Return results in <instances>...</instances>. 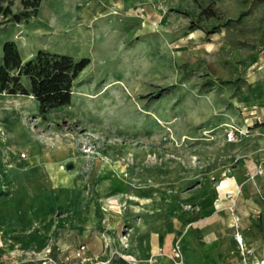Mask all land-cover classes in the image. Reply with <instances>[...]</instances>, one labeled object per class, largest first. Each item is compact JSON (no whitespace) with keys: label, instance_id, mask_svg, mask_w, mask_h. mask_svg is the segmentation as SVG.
I'll return each mask as SVG.
<instances>
[{"label":"rangeland","instance_id":"rangeland-1","mask_svg":"<svg viewBox=\"0 0 264 264\" xmlns=\"http://www.w3.org/2000/svg\"><path fill=\"white\" fill-rule=\"evenodd\" d=\"M34 9L0 0V66L90 63L68 104L0 90V264H264V0Z\"/></svg>","mask_w":264,"mask_h":264},{"label":"trees","instance_id":"trees-1","mask_svg":"<svg viewBox=\"0 0 264 264\" xmlns=\"http://www.w3.org/2000/svg\"><path fill=\"white\" fill-rule=\"evenodd\" d=\"M22 1L26 7L35 6L33 13H36L41 0ZM10 10L8 6L6 12ZM3 50L0 90L33 94L44 109L70 103L74 82L90 63L89 57L76 58L70 54L45 49H39L35 56L24 62L14 40H7ZM23 75L29 78L30 88L23 83Z\"/></svg>","mask_w":264,"mask_h":264},{"label":"built area","instance_id":"built-area-1","mask_svg":"<svg viewBox=\"0 0 264 264\" xmlns=\"http://www.w3.org/2000/svg\"><path fill=\"white\" fill-rule=\"evenodd\" d=\"M228 140L230 141H233L236 139V133H235V130H230L228 132ZM175 259H176V263L177 264H184V260H183V253L182 251L180 250V248H176L175 249Z\"/></svg>","mask_w":264,"mask_h":264},{"label":"crops","instance_id":"crops-1","mask_svg":"<svg viewBox=\"0 0 264 264\" xmlns=\"http://www.w3.org/2000/svg\"><path fill=\"white\" fill-rule=\"evenodd\" d=\"M243 178V175H242V172H241V170H237V172H236V178L234 179V181L236 180V179H242ZM234 181H232V182H230V184L232 185L233 183H234ZM224 186V189L225 190H227V191H229V190H232L233 191V188H232V186H230L229 185V182L228 183H226L225 185H223ZM238 234H241V233H238ZM157 236H158V234H155V237H154V243H155V246L156 247H158V245H159V242H158V238H157ZM243 236V235H242ZM238 243V242H237ZM244 243H245V241H244Z\"/></svg>","mask_w":264,"mask_h":264},{"label":"bare ground","instance_id":"bare-ground-1","mask_svg":"<svg viewBox=\"0 0 264 264\" xmlns=\"http://www.w3.org/2000/svg\"><path fill=\"white\" fill-rule=\"evenodd\" d=\"M159 121H161L159 118H158ZM236 241L238 242V245H240V247L244 246L245 243H244V238L242 236V234H238L237 237H236ZM241 249V248H240Z\"/></svg>","mask_w":264,"mask_h":264}]
</instances>
